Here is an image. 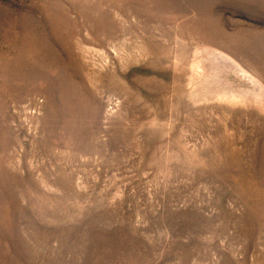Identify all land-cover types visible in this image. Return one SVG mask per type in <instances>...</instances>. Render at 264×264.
<instances>
[{
	"label": "rangeland",
	"instance_id": "1",
	"mask_svg": "<svg viewBox=\"0 0 264 264\" xmlns=\"http://www.w3.org/2000/svg\"><path fill=\"white\" fill-rule=\"evenodd\" d=\"M0 264H264V0H0Z\"/></svg>",
	"mask_w": 264,
	"mask_h": 264
}]
</instances>
